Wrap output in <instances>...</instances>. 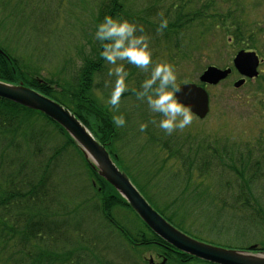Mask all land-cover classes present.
Segmentation results:
<instances>
[{
  "label": "trees",
  "instance_id": "16d2710c",
  "mask_svg": "<svg viewBox=\"0 0 264 264\" xmlns=\"http://www.w3.org/2000/svg\"><path fill=\"white\" fill-rule=\"evenodd\" d=\"M13 2L2 3L6 7ZM97 2L96 24L111 14L143 26L154 61L163 49L168 58L187 57L199 38L215 28L231 43L256 50V37L263 31L246 21L244 0H135L134 6L131 0ZM15 16L14 10H0V26L15 21ZM164 18L168 25L158 33ZM19 34L13 31L1 40L6 45L0 46L1 82L24 84L71 111L149 204L180 231L196 239L200 235L187 225H210L215 231L221 225L222 231L234 228L238 238L240 230L251 227L256 252L264 253V97L259 102L262 126L252 143L239 144L201 129L165 134L153 122L159 117L130 87L121 100L136 103L122 113L131 127L115 128L111 116L116 109L97 97L104 84L95 80L105 64L98 41L89 42L90 51L71 80L63 76L65 70L51 80L19 55L15 46L23 39ZM125 69L128 85L135 82L139 89L147 72L128 64ZM256 82L264 92V78L259 76ZM140 123L147 125L143 131ZM125 131L146 136L142 167L129 165L118 151L119 142L124 147L130 141ZM119 211L131 214L128 224L121 221ZM225 244L233 250L250 247ZM145 251H153L164 264H210L176 251L152 233L59 125L0 99V264H149Z\"/></svg>",
  "mask_w": 264,
  "mask_h": 264
},
{
  "label": "rangeland",
  "instance_id": "374dc122",
  "mask_svg": "<svg viewBox=\"0 0 264 264\" xmlns=\"http://www.w3.org/2000/svg\"><path fill=\"white\" fill-rule=\"evenodd\" d=\"M134 1L131 0V5L134 4ZM167 1L170 3L174 0ZM2 2L3 0L0 1V10L4 13L14 10L17 17H14L15 21L10 20L8 24L0 26V46L6 47L1 43V40L9 36L8 34L13 31L20 32L18 36L23 39L20 42L15 41V46L19 49V55L26 61V64L39 69L42 78L56 80L57 76L65 70L63 76L71 80V76H75L76 71L83 65L84 56L90 51L89 42L94 41L95 25H97L99 15L97 0H65L63 3H59L57 0H14L6 7ZM244 4L246 7L245 19L248 24L263 29L256 37V50H249L256 52L263 60L259 67L260 77L263 79L264 0H244ZM222 9L226 11L227 6L223 4ZM51 12H54L52 17L50 16ZM53 18L56 20L54 21ZM201 37L193 47L194 49L191 48L187 51V57L171 59L167 57V51L163 49L161 51L163 54H159V59L157 58L155 61H166L174 67L178 86L184 83L201 85L199 77L207 67L232 68V62L237 52L246 50L243 48L245 45L231 43L220 28L210 30L208 34ZM107 67L104 64L103 74L97 79L95 78L96 84L103 83L105 79H111L107 76ZM63 76L61 75V77ZM239 79L238 73L233 71L232 75L219 85L206 86L205 89L210 98L209 115L204 120L193 116L191 125L182 130L195 132L201 129L207 132H216L223 137L228 136L231 141L239 144L252 143L259 135L262 126L259 102L263 99L264 92L258 88L256 80L248 81L240 89H235L234 83ZM128 86L136 88L135 82ZM109 92L110 86L105 87L104 85L97 92V97L104 105H107L105 98ZM135 105L133 99H122L114 114L134 109ZM154 115L159 117L158 114ZM130 127L131 125L126 123L120 129H129ZM124 137L129 138L130 141L124 147L123 142L117 144L122 158L131 166L137 164L142 167V162L139 160L146 152L143 147L146 143V136L128 132ZM137 156L139 157L137 158ZM137 171V169L133 170V174L136 176L138 175ZM130 216V213L123 212L119 217L124 224H128ZM187 227L193 233L200 235L196 239L215 246L228 247L229 245L225 243H231L232 247L240 248L257 244L254 243L256 240H254L251 227L240 230L238 238L234 228L222 231L221 225H218L217 231L213 230L210 225L202 227L200 223H196L193 227L187 225ZM219 230H221V234L218 233ZM243 231L246 232L245 237H242ZM143 257L147 261L153 259L155 264H160L162 260L153 251H145Z\"/></svg>",
  "mask_w": 264,
  "mask_h": 264
},
{
  "label": "water",
  "instance_id": "95a60500",
  "mask_svg": "<svg viewBox=\"0 0 264 264\" xmlns=\"http://www.w3.org/2000/svg\"><path fill=\"white\" fill-rule=\"evenodd\" d=\"M261 62L255 52L239 51L233 59V67L242 78L234 83V88L240 89L246 84V80L258 78ZM231 73V68L209 66L199 77L201 85H181L179 87L182 90L177 95L191 108L193 116L204 120L210 112V98L205 86H217ZM0 99L41 113L59 125L74 141L92 169L114 188L152 233L176 251L210 264H264V259L259 258L264 253L256 252V246H251L248 250L215 246L199 241L173 226L149 204L85 125L61 104L23 84L14 85L1 81ZM150 264H153V260H150Z\"/></svg>",
  "mask_w": 264,
  "mask_h": 264
},
{
  "label": "clouds",
  "instance_id": "9594fccd",
  "mask_svg": "<svg viewBox=\"0 0 264 264\" xmlns=\"http://www.w3.org/2000/svg\"><path fill=\"white\" fill-rule=\"evenodd\" d=\"M162 15V14H161ZM168 25L166 18L161 19L157 32H161ZM94 39L99 42V57L107 65L105 87L110 86V92L105 103L115 111L120 105L121 96L129 90L127 83L128 71L125 64L135 66L141 72H147L140 82L139 89L132 88L138 100L146 103L153 114H158V121H153L165 134L182 130L193 122L191 108L177 95L182 88L177 85V75L174 67L166 62H155L149 47V37L144 34L143 26L128 19L104 15L96 25ZM99 82V80H97ZM115 128L125 125V116L113 114L111 116ZM146 123H140L143 131ZM264 259V256L259 257Z\"/></svg>",
  "mask_w": 264,
  "mask_h": 264
}]
</instances>
